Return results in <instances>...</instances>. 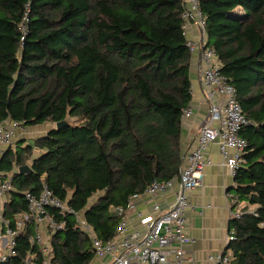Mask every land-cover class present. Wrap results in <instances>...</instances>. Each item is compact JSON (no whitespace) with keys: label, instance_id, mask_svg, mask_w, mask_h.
Wrapping results in <instances>:
<instances>
[{"label":"trees","instance_id":"obj_1","mask_svg":"<svg viewBox=\"0 0 264 264\" xmlns=\"http://www.w3.org/2000/svg\"><path fill=\"white\" fill-rule=\"evenodd\" d=\"M186 8L185 0H0V122L54 124L3 151L0 169L15 190L2 215L13 226L27 210L23 192L38 194L44 183L65 202L74 214L48 208L65 224L51 234V264H88L94 255L75 215L102 242L112 239L114 208L178 174L191 98ZM199 9L206 44L247 119L239 133L247 152L233 177L244 205L222 254L228 264H264V0H199ZM34 233L27 223L7 264L29 254L42 264L39 244L28 241Z\"/></svg>","mask_w":264,"mask_h":264},{"label":"built area","instance_id":"obj_2","mask_svg":"<svg viewBox=\"0 0 264 264\" xmlns=\"http://www.w3.org/2000/svg\"><path fill=\"white\" fill-rule=\"evenodd\" d=\"M26 18V17H25ZM184 32L188 30V22L192 21L199 32L196 40L187 39L186 45L191 54L198 52L199 56V78L202 93L208 103V114L197 134V146L185 155V164L180 167L176 179L179 190L176 191L174 203L161 210L159 205L153 206L155 215H143L135 209V199L139 194L129 197L125 207L114 208L115 213L120 216L117 227L116 238L102 242L92 232V228L78 215L76 223L78 227L88 234L95 256L102 257L110 255V264H181L184 256L183 246L189 241L184 233L186 223L185 211L190 207L186 191L201 185L202 169L210 164L205 157L208 146L216 142L219 152L223 158V165L234 177L237 169L243 164V155L247 152V142L239 134L241 129L247 125L240 104L237 100L235 88L227 82L221 74V62L212 47L206 44L203 30V14L199 9V0H189L187 8L183 13ZM25 29V25H22ZM189 107L182 110L181 119L189 117ZM22 127L18 121L4 120L0 122V155L4 148L13 142L14 131ZM172 185V179L167 181H153L143 191L146 194H162ZM15 187L10 175L3 174L0 169V262H8L10 257L16 254V237L22 232L27 223H35V233L30 235L28 241L33 244H41V233L39 226L46 221V229L49 234L64 227V220L55 221L48 208L59 209L60 213H73L65 202L57 199L52 191L44 183L38 194L24 191L27 210L11 226L3 218V207L7 196ZM236 204L233 197L232 205ZM125 211L133 213V217L139 222V230H129V221ZM241 210H233L232 217H238ZM230 232L228 241L232 239ZM43 255L42 264H51V249L48 246L40 247ZM212 264H228L230 255L216 254L208 256ZM24 264H37L35 255L29 254L24 259Z\"/></svg>","mask_w":264,"mask_h":264},{"label":"crops","instance_id":"obj_3","mask_svg":"<svg viewBox=\"0 0 264 264\" xmlns=\"http://www.w3.org/2000/svg\"><path fill=\"white\" fill-rule=\"evenodd\" d=\"M185 1L188 3L189 0ZM187 37L193 40L199 38L198 29L192 21L188 22ZM198 67L199 56L196 52L192 54L190 61L191 98L188 107L191 109V114L181 119V167L185 164V155L196 148L198 130L208 114V103L202 93ZM38 126L28 128L31 129L30 131L26 128L17 131L15 129L12 144L16 141H25L27 138L32 141L45 134L51 127L43 131ZM205 157L210 160V164L202 169L201 185L185 192L190 207L185 211L184 233L189 241L183 246L184 256L181 264H212L208 256L222 254L229 242L232 212L244 205L243 202L232 205L233 197L235 198L233 191L235 183L233 176L223 165V158L216 142L208 146ZM4 173L9 176V173ZM179 187L177 179L173 178L172 185L162 194L138 193L135 209L143 215H155L153 206L157 204L161 210L170 207L174 203V194ZM124 214L129 221V230H139V222L133 217V213L125 211ZM38 232L50 246L51 234L48 233L46 226L43 231ZM113 238H116V234ZM111 260L110 255L98 257L94 254L88 264H110Z\"/></svg>","mask_w":264,"mask_h":264},{"label":"rangeland","instance_id":"obj_4","mask_svg":"<svg viewBox=\"0 0 264 264\" xmlns=\"http://www.w3.org/2000/svg\"><path fill=\"white\" fill-rule=\"evenodd\" d=\"M50 126H54V124H51V123H44L43 125H39L38 128H41V129H43V131H45V129H46V128H49ZM32 127H33V126H22V127L18 128V129H16V131H17V130H23L24 128L28 129V128H32ZM30 130H31V129H28L27 131H30ZM13 138H14V137H13ZM25 138H27V136H26ZM30 142H31V140H29V138L25 139V143H30ZM11 145H12V144H11ZM45 226H46V221L44 220V221H42V222L40 223L39 231H43L44 228H45ZM43 246H48V248H50L48 242L45 241L44 237H43V239H41V244H39L38 247H39V249H40V247H43Z\"/></svg>","mask_w":264,"mask_h":264},{"label":"water","instance_id":"obj_5","mask_svg":"<svg viewBox=\"0 0 264 264\" xmlns=\"http://www.w3.org/2000/svg\"><path fill=\"white\" fill-rule=\"evenodd\" d=\"M68 124V120L65 119V120H61L59 122H56L55 123V128H61L63 126H66ZM29 171V167L26 165V166H22L19 168V172L20 173H25V172H28ZM0 264H7V262H0Z\"/></svg>","mask_w":264,"mask_h":264}]
</instances>
